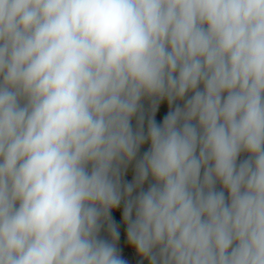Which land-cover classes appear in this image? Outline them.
I'll use <instances>...</instances> for the list:
<instances>
[{
    "label": "clouds",
    "instance_id": "1",
    "mask_svg": "<svg viewBox=\"0 0 264 264\" xmlns=\"http://www.w3.org/2000/svg\"><path fill=\"white\" fill-rule=\"evenodd\" d=\"M0 264H264V0H0Z\"/></svg>",
    "mask_w": 264,
    "mask_h": 264
}]
</instances>
